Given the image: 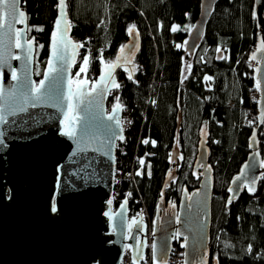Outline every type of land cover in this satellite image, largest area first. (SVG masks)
<instances>
[{
	"label": "trees",
	"instance_id": "16d2710c",
	"mask_svg": "<svg viewBox=\"0 0 264 264\" xmlns=\"http://www.w3.org/2000/svg\"><path fill=\"white\" fill-rule=\"evenodd\" d=\"M65 2L68 36L83 45L78 46L71 78L80 71L87 55L89 63L83 77L92 85L103 66L114 64L131 38L137 40L130 64L116 71L106 107L112 110L118 105L122 110L125 167H131L136 151L131 145L136 122L141 123L137 140L148 150L137 157L133 184L128 188L123 185L113 209L118 208L126 192L130 193L129 210L139 200L151 220L160 201L165 206H177L183 191L190 194L198 188L199 175L194 176L193 167L204 140L212 176L207 264H264V175L253 192L243 190L228 203V188L250 153L251 136L257 139L260 157L264 155V120L259 121L255 113L257 91L252 67V54L261 36L253 13L254 0H217L184 79L183 57L190 58L184 45L199 16L200 0ZM57 3L20 0L27 39L34 44L35 86L42 80L47 63ZM132 25L135 27L130 34ZM173 26L178 30L172 31ZM206 76L212 79L206 80ZM172 246L183 250L177 238H173Z\"/></svg>",
	"mask_w": 264,
	"mask_h": 264
},
{
	"label": "water",
	"instance_id": "95a60500",
	"mask_svg": "<svg viewBox=\"0 0 264 264\" xmlns=\"http://www.w3.org/2000/svg\"><path fill=\"white\" fill-rule=\"evenodd\" d=\"M216 2L200 0L199 16L184 45L187 55H194ZM20 11V0L16 17L10 8L0 5V15L4 18V27L0 28V87L4 90L0 96V114L6 120V123L0 122V139L3 140L0 144V264H120L126 245L131 248L132 263L139 264L145 249L142 219L128 221V203L124 200L116 211L112 210L114 150L117 140L123 137L122 110L118 107L113 113V109L108 111L106 107L116 71L129 65L137 40L131 38L124 47L110 76L108 69L91 88L83 84L72 90L70 70L79 47L68 36L69 23L62 22L54 55V23L42 80L50 67L56 69L50 73L56 80H46L45 87L55 84L64 97L63 110L53 107L51 102L32 107L24 103L21 93L36 87L34 44L31 43L29 50L25 22H17ZM253 13L261 32L252 54L261 121L264 113V0H254ZM64 19L68 22L66 15ZM16 29L22 32L23 48L16 47ZM60 32L65 33L64 41L60 39ZM13 71L18 79H12ZM69 105L74 106L75 115L82 118L73 124L74 137L62 134L67 124L65 113L73 114L69 112ZM21 107L26 110L19 111ZM113 115L114 119L109 120ZM248 148L250 153L229 186L234 191L229 192L228 188L232 202L243 190L253 192L248 188L255 190L264 172V155L263 158L259 155L255 135L251 136ZM193 174L199 175L195 191L190 194L183 191L176 207L165 206L163 201L157 206L153 220L157 259L153 264L167 262L173 238L182 243L183 264H207L212 176L204 140L198 148ZM237 177L240 178L238 183H233ZM53 206L56 211L52 210Z\"/></svg>",
	"mask_w": 264,
	"mask_h": 264
},
{
	"label": "snow or ice",
	"instance_id": "6c2138e0",
	"mask_svg": "<svg viewBox=\"0 0 264 264\" xmlns=\"http://www.w3.org/2000/svg\"><path fill=\"white\" fill-rule=\"evenodd\" d=\"M19 2V0H11V2H9V0H0V5H3L4 7H8L12 10V13L14 15V17L17 16V12H16V5ZM67 7L65 0H58L57 3V8L59 10V15L58 18L55 21V26H56V31H54L52 33V39H53V54L56 55L57 54V48H56V37H57V32L60 31V25L61 23H65L67 24L68 22L64 19L66 13H65V8ZM25 13L23 11L18 12V19L17 22L20 24H23L25 22ZM4 27V18L2 15H0V28ZM134 25L130 26L128 31L131 34L133 32L134 29ZM37 31H42V28H37ZM178 30V26H173L172 31H177ZM21 30L20 29H16V37H17V41H16V47L18 48H23L24 44L20 42V37H21ZM60 39L61 41L65 40V33L64 32H60ZM31 41L28 42L29 44V50L31 48ZM66 46V44H65ZM79 47H83V45H78ZM40 47H43L42 45ZM74 47H77V45H74ZM177 47H179V45H177ZM124 49L121 48V52H123ZM219 51V49H218ZM16 59H19V57H16ZM119 59V58H118ZM89 63V57L87 55H85L83 57V66L80 68V72H85L86 71V67ZM49 64H51V61H49ZM106 67L109 69L108 75H111V69L115 67L114 64H109L106 65ZM56 69L54 68H49V70L47 72H45L44 74V79L41 80L39 82V85L34 87L33 89H31L30 91L27 92H22V98L24 100L25 104H30L32 107L37 106L38 104H42L45 102H51L53 107H57L60 110H63V104L62 101L64 100V97L61 93H59L56 88H55V84H51L49 87H45V81L51 79L52 81L56 80V77L51 76L50 77V73L55 72ZM77 75H79V73H77ZM12 79H18V77L16 76L15 71L12 72ZM101 79H103V77H101ZM129 79H131V76H129ZM206 80H211L212 77L210 76H206L205 77ZM79 84H84V81H79ZM116 87H119V85H115ZM257 87H260L259 82H257ZM94 90V89H93ZM3 88L0 87V96H3ZM12 95H15V92L12 93ZM118 108V105H114L113 106V113L116 112ZM26 108L21 107L19 109V111H25ZM69 112L73 113L72 115H69L68 113H65L64 115V121H67L66 124V128L65 131L62 133L63 135H67L69 137H74L76 135V131L73 128V124L78 123L80 121V119L75 115V108L72 105H69ZM15 114V113H13ZM262 120H264V113L261 114ZM109 120L114 119V115L113 116H109L108 117ZM0 122H5V117L4 115L0 114ZM63 123V121H62ZM117 124H119V121H117ZM0 136H2V134H0ZM110 140L112 139V137L109 138ZM121 139H123V137H121ZM143 143L147 144L149 143L148 140H144ZM153 144L155 143L154 141L152 142ZM0 144H3V140L0 139ZM139 163L141 165L144 164V161L141 159L139 161ZM137 175H140L139 172H137ZM239 177L236 178L235 181H233V183H238L239 181ZM237 191L239 190L238 188L236 189ZM234 190L232 188H229V192H233ZM248 191H254L253 188H248ZM232 202V198L230 197L228 200V203ZM109 203H111V201H109ZM53 211H56L55 206H53ZM105 215H108V213H105ZM152 249H153V254H152V259L155 262L157 257H156V245L153 244L152 245ZM249 250H251V247L249 248Z\"/></svg>",
	"mask_w": 264,
	"mask_h": 264
},
{
	"label": "built area",
	"instance_id": "2783aa9c",
	"mask_svg": "<svg viewBox=\"0 0 264 264\" xmlns=\"http://www.w3.org/2000/svg\"><path fill=\"white\" fill-rule=\"evenodd\" d=\"M252 67H254L253 64H252ZM255 113L257 115L258 111H256ZM122 121H123V115L121 116V124H122ZM128 121H129V118L126 117L125 124H126V128L129 129ZM122 130H124L123 125H122ZM125 147H126V141L124 140V136H123V139L117 140L115 144V150H114L115 171H114V177H113V194H112L113 212L118 209L117 208L116 210H114L113 205L115 202L119 200L122 194L121 192L124 190L123 185L127 184L129 186L133 184L134 173L136 171V160L138 157L136 156V154L133 155L132 157V162H131L132 164L129 169L126 168L125 164L123 163L124 162L123 159L127 154ZM124 197L125 198L123 200L128 203V211H129L128 217L129 215H131L132 221H136L138 218H141L143 222L142 234H143L145 249H144L143 260L139 264H153V260H152L153 222L150 219L147 209L144 207L141 201L137 200L135 203L136 204L135 208L132 210H129L130 193L129 192L124 193ZM122 202H119V206ZM139 239L140 238L138 237V240ZM120 264H133L131 248L128 245L125 246ZM165 264H183L182 250L180 251L175 246L174 247L172 246L170 255Z\"/></svg>",
	"mask_w": 264,
	"mask_h": 264
},
{
	"label": "rangeland",
	"instance_id": "374dc122",
	"mask_svg": "<svg viewBox=\"0 0 264 264\" xmlns=\"http://www.w3.org/2000/svg\"><path fill=\"white\" fill-rule=\"evenodd\" d=\"M124 49V48H123ZM121 54V53H120ZM133 55V54H132ZM132 55L129 57V64H130V62H131V58H132ZM190 56V58H187L186 56H184L183 57V61H182V70H181V79H184V78H186L187 77V75L190 73V70H191V65H192V61H191V55H189ZM118 59V58H117ZM115 64V63H114ZM253 65H254V67H253V69H255L256 68V64L255 63H253ZM83 66V63H82V65H81V67ZM86 69H87V67H86ZM106 70H108V68L106 67V65H104L103 66V68H102V74L106 71ZM86 72V71H85ZM85 72H78L79 73V75H75L73 78H71L70 79V87H71V89L72 90H74V89H76L77 87H79V86H81V84H79L78 82L79 81H84L85 83L84 84H87L88 85V87L89 88H91V84H89L86 80H85V78L83 77L84 76V74H85ZM83 85V84H82ZM256 100L258 101V93H257V97H256ZM108 110V109H107ZM108 111H110V110H108ZM257 115H259V112H258V114ZM140 125H141V123L140 122H136L135 123V125H134V127L132 128L133 129V131H132V139H135L134 141L132 140V142L131 143H133V144H131L132 145V150H135L136 149V151H134V153L132 154V155H135L136 154V156H140V154L142 155L144 152H146L147 150H148V148L147 147H144V145L140 142V141H138L137 139V134H138V132H139V129H140ZM124 134V133H123ZM257 140V139H256ZM258 144V143H257ZM132 150H131V152H132ZM264 175V173L262 172L261 173V176H260V178L262 177ZM259 178V179H260ZM127 188L129 187L128 185L126 186ZM169 206H171V207H176V205H169ZM128 214H129V211H128ZM128 221L129 222H134V221H132V217H131V215H129V217H128ZM152 222H153V220H152ZM140 238V237H139Z\"/></svg>",
	"mask_w": 264,
	"mask_h": 264
},
{
	"label": "bare ground",
	"instance_id": "6f19581e",
	"mask_svg": "<svg viewBox=\"0 0 264 264\" xmlns=\"http://www.w3.org/2000/svg\"><path fill=\"white\" fill-rule=\"evenodd\" d=\"M182 252H183V250H182Z\"/></svg>",
	"mask_w": 264,
	"mask_h": 264
}]
</instances>
